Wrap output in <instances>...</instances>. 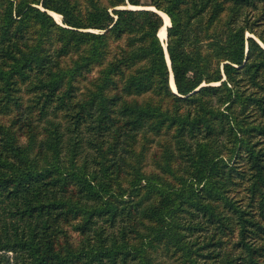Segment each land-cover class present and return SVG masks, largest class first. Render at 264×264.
Instances as JSON below:
<instances>
[{
	"label": "trees",
	"instance_id": "16d2710c",
	"mask_svg": "<svg viewBox=\"0 0 264 264\" xmlns=\"http://www.w3.org/2000/svg\"><path fill=\"white\" fill-rule=\"evenodd\" d=\"M0 264H264V0H0Z\"/></svg>",
	"mask_w": 264,
	"mask_h": 264
},
{
	"label": "bare ground",
	"instance_id": "6f19581e",
	"mask_svg": "<svg viewBox=\"0 0 264 264\" xmlns=\"http://www.w3.org/2000/svg\"><path fill=\"white\" fill-rule=\"evenodd\" d=\"M162 13V15L164 16V18H165V21H166V27H164L162 30H161V32H160V36H161V38H162V40H166L165 39V37H166V28H167V26L170 24V19H169V17L165 14V13H163V12H161ZM57 18V17H56ZM171 84L173 85V87H174V80H173V75H172V73H171Z\"/></svg>",
	"mask_w": 264,
	"mask_h": 264
},
{
	"label": "water",
	"instance_id": "95a60500",
	"mask_svg": "<svg viewBox=\"0 0 264 264\" xmlns=\"http://www.w3.org/2000/svg\"><path fill=\"white\" fill-rule=\"evenodd\" d=\"M150 9H152V10H155V11H157L163 18H164V16L162 15V11H159V10H157L155 7H151ZM54 17H55V15L53 14V13H51ZM169 19H170V17H169ZM164 21H165V18H164ZM165 25H166V22H165ZM169 26H171V19H170V24L168 25V27ZM166 34H167V28H166ZM160 36V35H159ZM166 39H167V36H166ZM167 58L169 59V62H168V64H169V66H170V69H171V61H170V57H169V55H168V53H167ZM168 59H167V61H168ZM171 73H173V71H172V69H171ZM173 80H174V75H173ZM174 86H175V88L172 86V84H171V87L173 88V90L175 91V92H177V88H176V85H175V81H174Z\"/></svg>",
	"mask_w": 264,
	"mask_h": 264
},
{
	"label": "rangeland",
	"instance_id": "374dc122",
	"mask_svg": "<svg viewBox=\"0 0 264 264\" xmlns=\"http://www.w3.org/2000/svg\"><path fill=\"white\" fill-rule=\"evenodd\" d=\"M129 7H132V6H129ZM132 8H135V7H132ZM137 8H140V7H137ZM149 9L151 8V7H148ZM54 15H55V19L59 22V23H61L62 21H61V19H62V17H61V15H59V14H57V13H55V12H52ZM164 13V12H163ZM166 14V13H165ZM167 15V14H166ZM168 16V15H167ZM57 17V18H56ZM169 17V16H168ZM166 22V21H165ZM164 27H166V25L164 26ZM168 27V26H167ZM161 32V31H160ZM247 35H250V33H247ZM166 36H167V34H166ZM165 39H166V37H165ZM164 41V40H163ZM166 41V40H165ZM168 59V58H167ZM168 62H169V59H168ZM172 75H173V73H172ZM173 86V85H172ZM174 88H175V86H174Z\"/></svg>",
	"mask_w": 264,
	"mask_h": 264
}]
</instances>
